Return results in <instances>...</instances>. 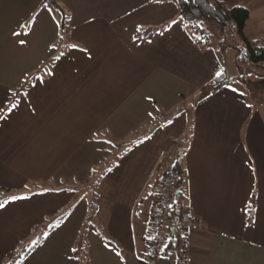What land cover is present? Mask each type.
Wrapping results in <instances>:
<instances>
[{
  "label": "crops",
  "instance_id": "1",
  "mask_svg": "<svg viewBox=\"0 0 264 264\" xmlns=\"http://www.w3.org/2000/svg\"><path fill=\"white\" fill-rule=\"evenodd\" d=\"M42 1L0 0V101L16 93L19 103L0 111V187L11 190L0 264L71 206L19 264H151L153 177L186 134L171 220L182 210L195 222L184 250L170 246L154 264H264V110L232 81L201 91L221 72L234 76L235 52L205 44L172 0H58L69 15L63 39L59 13ZM222 1L250 10L249 39L264 36V0Z\"/></svg>",
  "mask_w": 264,
  "mask_h": 264
},
{
  "label": "trees",
  "instance_id": "2",
  "mask_svg": "<svg viewBox=\"0 0 264 264\" xmlns=\"http://www.w3.org/2000/svg\"><path fill=\"white\" fill-rule=\"evenodd\" d=\"M172 1L176 2L178 5V18L185 22L190 28H192L197 33L199 38L208 46H212L214 43L210 38V33L207 31L208 23L216 25L221 35V39L217 41L219 50L224 54V52L230 47L235 49L236 63L239 67L242 63L261 64L264 62V36L258 39H249L245 35V26L250 16V10L247 7L242 5L229 6L225 1L222 0H178V2L177 0ZM44 7L52 8L59 13V38H66L69 32L68 11L61 3H59L58 0H43L39 9ZM25 24H27L26 28H28L30 25V20ZM164 27L165 26L149 27L137 33L136 36L145 37L151 32L163 29ZM236 38H238V41H236ZM56 56L51 59L52 62L55 60ZM230 82L231 77H229L225 72H221L213 80L204 85L201 88V91L205 92L206 94L215 93ZM188 137L189 134H186L181 140L179 147L176 148V151L173 154L174 158L171 162V166L169 167V169L176 170V172L178 173V188L182 185L184 180L181 158ZM117 159V156H112L110 160H107L102 165L94 168L95 178L91 182H89L90 188H94L97 184H99L101 177L116 164ZM166 171L164 173L158 174V176L152 183L153 188L156 189V187L158 186L159 190V188L161 187L162 177L166 173ZM3 194L7 196L5 197L3 196ZM10 194L11 190L9 188L0 187V203L4 199L10 197ZM71 207H66L65 209H63L59 214L55 215L53 220L49 223H42L39 233L34 238L28 241L26 240L21 242V244H19L17 248L9 252L3 259L2 264H19L28 254L33 251L35 247H37L44 241L48 233L56 225L63 221L64 217L67 215ZM183 213L185 212H182L181 210L178 211L175 215L180 216ZM253 217V205L250 204L248 209L247 221H253ZM170 246H175L178 251H183L185 248V246L181 244L176 236H171L162 254H166Z\"/></svg>",
  "mask_w": 264,
  "mask_h": 264
},
{
  "label": "built area",
  "instance_id": "3",
  "mask_svg": "<svg viewBox=\"0 0 264 264\" xmlns=\"http://www.w3.org/2000/svg\"><path fill=\"white\" fill-rule=\"evenodd\" d=\"M176 147L171 148V154H174ZM169 153V154H170ZM167 157V156H166ZM158 171L154 174V179L158 176ZM179 176L176 170L168 169L162 177L161 187L158 192V204L154 217V235L150 241L147 259L151 264L159 258L164 252L169 239L171 237L172 225L175 226L176 236L182 245L187 242V226L194 223L195 220L188 213H183L178 216L174 223L172 219V211L174 209V199L178 190Z\"/></svg>",
  "mask_w": 264,
  "mask_h": 264
},
{
  "label": "rangeland",
  "instance_id": "4",
  "mask_svg": "<svg viewBox=\"0 0 264 264\" xmlns=\"http://www.w3.org/2000/svg\"><path fill=\"white\" fill-rule=\"evenodd\" d=\"M207 31L211 35L210 38L214 42L213 44L216 46V48H218L217 41L221 39L218 27L214 24L208 23ZM236 41H238V38H236ZM227 50L229 55H231V52H235V49L231 47ZM240 65V67L237 64L233 65L232 68L235 71L234 76L228 74L230 77H232L231 81L234 84L233 86L242 90L248 98L253 94L255 96L256 102L259 105V108L264 110V105H262L264 103V62L261 64L242 63Z\"/></svg>",
  "mask_w": 264,
  "mask_h": 264
},
{
  "label": "snow or ice",
  "instance_id": "5",
  "mask_svg": "<svg viewBox=\"0 0 264 264\" xmlns=\"http://www.w3.org/2000/svg\"><path fill=\"white\" fill-rule=\"evenodd\" d=\"M158 2H163V0H158ZM178 2V0H177ZM173 23H175V21H173ZM24 27L27 26V24L23 25ZM15 35H21L19 33H14ZM21 44L26 43L25 40H20ZM25 95H27V93H25ZM16 96V93H13L11 97H5L4 100L0 101V111L6 110L8 112H12L13 110H15L18 106L19 103L18 101H16L15 99H13L12 97ZM2 118V117H0ZM13 200L16 199H23V197H12ZM4 204L0 203V207H3ZM151 239V237H149ZM72 251H76V249H72Z\"/></svg>",
  "mask_w": 264,
  "mask_h": 264
},
{
  "label": "water",
  "instance_id": "6",
  "mask_svg": "<svg viewBox=\"0 0 264 264\" xmlns=\"http://www.w3.org/2000/svg\"><path fill=\"white\" fill-rule=\"evenodd\" d=\"M170 229H171V236H174V233H175V226L172 225V226L170 227Z\"/></svg>",
  "mask_w": 264,
  "mask_h": 264
}]
</instances>
